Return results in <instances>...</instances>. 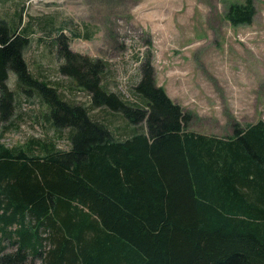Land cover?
Masks as SVG:
<instances>
[{"label":"trees","instance_id":"1","mask_svg":"<svg viewBox=\"0 0 264 264\" xmlns=\"http://www.w3.org/2000/svg\"><path fill=\"white\" fill-rule=\"evenodd\" d=\"M252 5L229 3L225 19L248 23ZM12 24L0 17V120L13 112L11 70L54 130L67 128L68 147L0 142V264H264V119L231 123L230 135L192 131L148 55L128 101L103 86L101 59L58 33L57 69L89 96L70 102L29 72L25 28ZM109 110L125 121H106Z\"/></svg>","mask_w":264,"mask_h":264},{"label":"rangeland","instance_id":"2","mask_svg":"<svg viewBox=\"0 0 264 264\" xmlns=\"http://www.w3.org/2000/svg\"><path fill=\"white\" fill-rule=\"evenodd\" d=\"M231 2L244 0H0V17L25 28L23 58L32 76L70 102L88 103L89 96L57 69L58 33L70 50L101 59L103 86L128 101L138 97L133 85L148 55L154 84L190 113L188 129L222 136L231 134V123L264 119V0H251L254 16L239 25L225 19ZM8 74L15 100L9 119L0 120V142L10 147L28 137L51 138L67 148V128L54 130L44 117L47 107L34 93H20L15 74ZM101 109L89 112L97 118ZM105 120L125 121L110 110Z\"/></svg>","mask_w":264,"mask_h":264}]
</instances>
